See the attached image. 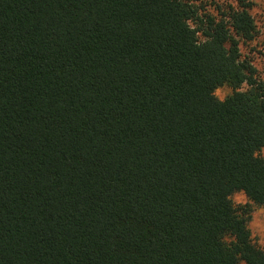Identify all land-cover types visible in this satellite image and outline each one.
Instances as JSON below:
<instances>
[{
	"label": "trees",
	"instance_id": "1",
	"mask_svg": "<svg viewBox=\"0 0 264 264\" xmlns=\"http://www.w3.org/2000/svg\"><path fill=\"white\" fill-rule=\"evenodd\" d=\"M254 1L0 0V264H264Z\"/></svg>",
	"mask_w": 264,
	"mask_h": 264
},
{
	"label": "rangeland",
	"instance_id": "2",
	"mask_svg": "<svg viewBox=\"0 0 264 264\" xmlns=\"http://www.w3.org/2000/svg\"><path fill=\"white\" fill-rule=\"evenodd\" d=\"M221 3L236 4L237 0H219ZM251 13L255 19L258 36L253 42L241 44V51L249 56L264 78V0H255L251 8ZM231 94V89L225 87L217 91L219 98L223 99ZM264 158V150L261 152ZM236 204H246L248 199L243 193L233 196ZM250 229L255 242L264 248V208H255L250 222Z\"/></svg>",
	"mask_w": 264,
	"mask_h": 264
}]
</instances>
